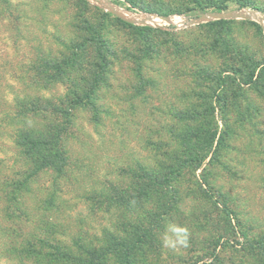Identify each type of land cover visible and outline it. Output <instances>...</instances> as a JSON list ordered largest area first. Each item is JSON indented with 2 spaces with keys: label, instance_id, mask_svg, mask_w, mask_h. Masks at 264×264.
Returning <instances> with one entry per match:
<instances>
[{
  "label": "rangeland",
  "instance_id": "obj_1",
  "mask_svg": "<svg viewBox=\"0 0 264 264\" xmlns=\"http://www.w3.org/2000/svg\"><path fill=\"white\" fill-rule=\"evenodd\" d=\"M197 5L209 10L194 11ZM217 5L226 10H211ZM238 11L261 21L264 0H0V158L17 154L8 118L17 113L16 96L63 102L57 122L70 164L62 191L72 211L65 236L117 229L128 209L99 197L91 213L82 197L107 191L116 199L129 190L130 173L136 178L140 166L149 171L168 159L175 207L166 214L146 206L162 225L157 264H257L256 243L264 251V29L252 18H201ZM77 98L82 103L71 105ZM194 155L204 156L200 168L179 163ZM217 235L219 245L208 249ZM1 255L0 264H10Z\"/></svg>",
  "mask_w": 264,
  "mask_h": 264
},
{
  "label": "trees",
  "instance_id": "obj_2",
  "mask_svg": "<svg viewBox=\"0 0 264 264\" xmlns=\"http://www.w3.org/2000/svg\"><path fill=\"white\" fill-rule=\"evenodd\" d=\"M197 6L198 9H193L194 11L204 13L209 10V7ZM211 10L220 12L225 11L226 7L217 5L212 6ZM224 22L220 20L208 24L222 25ZM53 64L51 67L54 69L60 67ZM261 71L264 72V67ZM51 79H53L51 82H61L59 77L53 75ZM246 82L253 83V74L247 77ZM1 99L4 100L2 97ZM15 100L17 113L8 118L12 125H16L12 142L17 154L10 159L0 158L2 259L10 264H157L159 260L155 245L159 243L157 233L162 230V225L159 224L156 212L146 211V206H154L166 214L173 211L175 205L172 207V202H175L176 198L172 196L171 187L172 161L168 159L156 161L154 164L156 169L150 167L149 171L145 166H140L141 174L136 178L135 174L129 172L132 174L129 190H125L122 195L116 194V199H112L111 196L114 194L107 191H91V195L82 197L88 202L87 208L90 207L88 210L91 213L93 212L91 208L98 204L97 199L103 197L107 201H114L117 206L123 205L131 216L123 217L117 224V229L115 226L114 229L103 228L101 237L91 236L83 229V233L68 238L64 232L70 229L69 219L72 211L65 208L67 202L64 199L62 184L69 177L67 172L70 161L61 146L65 129L57 122L58 115L66 114V111L60 109L63 102L58 100L53 103L45 98L30 99L28 96L20 100L16 96ZM40 102L45 103V106H37ZM81 103L77 98L70 104ZM35 115L42 116V124L31 125L28 122L30 117ZM5 117L6 113H1L0 110V138L3 135ZM15 118L20 119L18 125ZM216 134L211 133L208 149L211 148ZM190 158L179 163L183 167L202 166L204 156L194 155ZM46 176L50 177L48 184L43 180ZM134 179L135 181L140 179L141 183L135 182ZM201 192L207 199H213L208 190ZM224 216L229 219L228 224H231L229 214L226 213ZM215 238L211 237L212 245H208V249L211 248L213 251L220 242L219 235ZM256 244L260 249L262 245ZM257 248L250 247L255 249L252 256L255 257L257 264H264V251L260 249L259 253Z\"/></svg>",
  "mask_w": 264,
  "mask_h": 264
},
{
  "label": "water",
  "instance_id": "obj_3",
  "mask_svg": "<svg viewBox=\"0 0 264 264\" xmlns=\"http://www.w3.org/2000/svg\"><path fill=\"white\" fill-rule=\"evenodd\" d=\"M242 11H238V12H234V13H229V14H207V15H201V18H206V19H212V18H228V17H235V18H252L254 20H256L257 22H259V24L261 25V21L257 20L256 18H253L252 16H250L249 14H244L241 15ZM248 13H252V12H248ZM263 28V27H262Z\"/></svg>",
  "mask_w": 264,
  "mask_h": 264
},
{
  "label": "built area",
  "instance_id": "obj_4",
  "mask_svg": "<svg viewBox=\"0 0 264 264\" xmlns=\"http://www.w3.org/2000/svg\"><path fill=\"white\" fill-rule=\"evenodd\" d=\"M260 18H261V27H263V29H264V25H263L264 17H260Z\"/></svg>",
  "mask_w": 264,
  "mask_h": 264
},
{
  "label": "bare ground",
  "instance_id": "obj_5",
  "mask_svg": "<svg viewBox=\"0 0 264 264\" xmlns=\"http://www.w3.org/2000/svg\"><path fill=\"white\" fill-rule=\"evenodd\" d=\"M150 21H152V22H156L157 20L156 19H154V18H151V20Z\"/></svg>",
  "mask_w": 264,
  "mask_h": 264
}]
</instances>
